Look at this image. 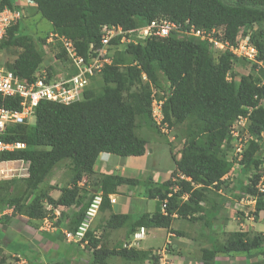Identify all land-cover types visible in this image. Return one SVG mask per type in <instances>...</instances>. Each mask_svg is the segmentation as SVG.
<instances>
[{
	"label": "trees",
	"instance_id": "trees-1",
	"mask_svg": "<svg viewBox=\"0 0 264 264\" xmlns=\"http://www.w3.org/2000/svg\"><path fill=\"white\" fill-rule=\"evenodd\" d=\"M5 1L10 3V0ZM28 1L36 3L37 10L51 22L54 32L73 39L82 55L90 43L95 47L101 45L100 26L104 23L119 24L124 30H129L164 16L180 24L182 29L199 28L232 45H236L238 36L255 24L264 27V0ZM21 27L20 24L10 27L1 47L9 54L17 52L15 60L9 64L20 76L31 78L45 54L42 43L33 42L28 34L19 35ZM250 41L257 48L256 60L263 63L262 76L254 74V68L259 64L253 62V72L240 74L237 83L232 78L235 75L232 71L234 64L240 63L239 57L228 48H215L206 37L201 39L172 31L167 37L148 36L134 43H125L120 49L111 47L114 49L111 62L101 70L103 87L95 92L86 87L81 100L67 104L40 100L34 110V122L15 125L13 132L4 136L7 140L24 142L25 147L5 152L0 157L21 159L28 161L29 165L27 177H15L0 183V207L11 205L14 213L41 218L42 198L53 205H81L74 229L82 221L93 195L92 190L79 194L77 181L83 175L93 173V164L99 153L123 157L146 153L151 139L138 136L135 129L140 121L147 125L155 124L151 117V89L155 86L162 92L157 95V99H162V122L169 127L175 123H186L188 138L179 152L180 157L172 156L175 164L173 174L180 172L191 181L169 178L158 186L153 181L144 190V197L157 199L158 205L153 213L142 211L134 218L128 213L112 214L107 225L129 226L127 232L131 233L141 226L169 228L176 216L191 221L202 220V227L211 232L223 200H211L206 190L210 186L218 188L221 177L232 165L220 149L222 141L228 139L229 125L238 115L246 114V107H251L249 133L260 138L264 132V106L260 103L264 101V41L255 33L250 35ZM112 43H119V37H113ZM64 53L61 48L55 57L62 58ZM50 63L48 70L52 76L55 72L51 70ZM142 74L146 80L142 79ZM0 104L18 107V103L9 98ZM263 151L264 139L261 143L253 139L249 141L239 161L240 172L234 183L236 191L257 197V212H264V192H258L254 186L260 174L251 175L250 171L256 170L262 162ZM62 160L72 163L71 186L63 187L61 195L53 199L40 187V183L52 175ZM97 179L98 186L93 189L102 191L100 207L111 204L108 194L113 193L118 185L130 186L142 181L114 173L99 174ZM21 180L25 183L24 190L22 194L15 195ZM174 185L178 189L173 190ZM183 193H188L186 199H182ZM240 193L235 197H240ZM162 199H166L165 213L160 211ZM176 232L182 233L180 230ZM210 232L206 235L201 231L199 235L208 239ZM85 237L92 247L93 264H107L106 260L113 255L124 258L126 263L143 262L145 257L141 256L143 251L136 248L121 245L97 247L98 240L89 231ZM209 242V248H202V264H220L215 263L217 254L249 253L254 249L260 251L262 260L247 264H264V232L246 237L238 231L224 241L212 237ZM154 259L156 261L157 256Z\"/></svg>",
	"mask_w": 264,
	"mask_h": 264
},
{
	"label": "rangeland",
	"instance_id": "rangeland-1",
	"mask_svg": "<svg viewBox=\"0 0 264 264\" xmlns=\"http://www.w3.org/2000/svg\"><path fill=\"white\" fill-rule=\"evenodd\" d=\"M20 3H23V2H20ZM22 9L24 12V16L21 21L22 22L21 24L23 25L21 28L23 29L21 30L22 32L19 35L28 34L29 38L33 42L35 43L40 42L44 44L45 39L48 36V34L51 31H53L51 29V26H52L51 23L46 18L41 17L36 11L35 6L33 5L23 3ZM261 32H264V27L261 24H255L252 29L248 30L249 35L255 33L256 35H259L260 39L264 41V34ZM238 41L240 40H237V42ZM124 46H125L124 44L117 45L119 49L123 48ZM214 47H216V45H214ZM42 49L45 54L44 58L46 59V61L44 59L45 62H42L40 64L39 69L47 65L49 62H51L50 63L52 64L51 70H53L55 73H58L59 75L65 74L66 72L59 70V67H60L59 65H61L63 62H61V60L55 57L56 53L60 52L61 50L60 43L57 42L55 44L53 43L45 44L44 47H42ZM16 54L17 52L9 54L8 52L3 50L1 59L3 62L11 63L16 58ZM214 57L215 59L217 58L216 53L214 54ZM252 68L253 67L251 63L248 61L247 63H241V62L235 63L233 66V71H232L235 73V75L232 76V78L237 83L239 75L253 72ZM262 70H263V63L259 64L258 66H256V68H254V72H255L254 74L257 76H262ZM100 75H101L100 73H96L91 79L90 83L88 84V88H91L92 90H94V92L98 88L103 87L104 83ZM151 90L156 97L158 94H161L160 89H158L155 86H152ZM261 104L264 106V101H261ZM153 121L155 122V124L150 123L149 125H147L144 121H140L139 126H136V129H135L138 136H146V137L149 136V138L151 139L149 140V142L151 143L150 145H147V148L148 150H150L151 148V152L150 153L146 152L144 154L145 159L141 158L139 160L140 162L139 161L133 162V165L135 168L141 169V170L143 168L147 171H143V173L139 175L140 177H142L141 178L142 181H140V184H137V186L131 185L128 187L130 191L136 190V188L138 190L144 191L147 187L150 186L149 184L152 183L153 181L155 182L156 186H158L160 185V183L164 182L165 180L169 178L171 180L172 178L176 180V176L173 174L174 169H173L172 156H176V157L180 156L179 152L188 138L186 123H175L171 127L169 126L166 127L163 124L157 123L155 120ZM29 122L30 124L33 123L34 122L33 118H30ZM260 139H261L260 140V143H261L263 141V137H261ZM225 152L228 158H233L234 156L233 150L230 148V145L227 146V150ZM114 156L123 157V156L116 155V154ZM263 156H264V152H263ZM112 161L110 159V162H109L110 170L112 167V170L117 173L121 172V170L123 171L122 169L123 165L122 166L121 164L117 165V162H112ZM59 164H60L58 165L59 168L58 169L55 168L57 173H59V177L57 179H53L52 176H48L42 183H40V187L46 190L47 194H49L51 190H53V192L56 193L60 186H64L65 183H70L69 181L73 173L72 163L69 160H62L60 161ZM115 164L116 166H114ZM126 165H127L126 172L128 173L130 172L129 170L131 167L128 164ZM17 167L19 168V166ZM55 170H53V173L55 172ZM233 170L234 169H232V171ZM18 172H22V170ZM131 172H132V169H131ZM232 174H234V172ZM90 175H87V174L83 175L85 177H82L81 181L87 180L88 177L90 178ZM91 179H92L91 182H94L96 177L91 176ZM231 179L232 177H230L228 180L226 179L223 181V187L220 193L218 192V189L216 187H210L209 189L206 190V194L211 200L217 201L220 198L223 200L222 202L223 207L220 208L221 213L219 212L218 216L213 222V227L214 228L217 227V229L214 230V228H212L213 230H211L210 232V230H208L207 227L201 228L203 230V233L205 232L206 235H208L210 232L208 239L206 237L200 236L199 235L200 233L197 230L199 226H202L201 225L203 222L202 220L191 221L188 218L179 217L171 226L172 228L168 230L175 231L177 229L180 231H184L183 234L182 233L175 234L174 237H167L168 233L167 232L164 233L163 231L162 232L157 231L153 235L152 234L147 235L146 233V236L143 239H141L140 241L138 240L139 243H141L142 245H152V246L156 245V247L147 248L146 250H143V252L141 253V256H147L148 253L150 254L152 251H155V252L158 251L159 257H160V254L162 253V251L160 252V250L164 249L166 252L169 253V255H167L169 264H173L172 258H178L183 255L186 257L188 256L189 258L191 257L193 259L200 257L201 248L209 247L210 246L209 240L212 237H217L219 241H224L232 233L238 232V231L243 232L246 237L252 236L258 232H264V221L263 219H261V214L258 215L257 217L253 216V218H249L248 215L251 212V209L249 210L251 206L250 204L243 206V209L245 212L236 210V207L233 206L237 202H236L235 195L230 192L231 184H232L230 181ZM24 186H25L24 181L23 180L19 181L14 191V194L15 195L22 194L24 190ZM95 187L97 186H94L93 188ZM95 193L96 192H94V195ZM123 194L128 196V192L126 191H123ZM94 195L91 196V200L94 198L93 197ZM120 199L122 198L120 197ZM127 200L128 202L130 201V199H127ZM132 200H134L133 197L131 198V201ZM42 202H47V201L46 199L42 198ZM235 206H240V205H235ZM246 211L247 212L250 211L248 215H246ZM72 227L73 226L71 225L70 229H72ZM196 235H198V237H195ZM3 236H4V232L0 228V242H1V239H3ZM168 240L170 242L169 245H168ZM129 241L130 239L128 238L119 240L116 246H120V245L123 246L124 243H128ZM173 244L175 245L173 246ZM167 245H168V249H167ZM5 258H6L5 255H1L0 264H6ZM261 258L262 256L258 252V249H254L249 253L234 252L231 255L217 254L216 261L219 262L220 264H239L247 260L254 261L257 259L259 260ZM111 259H112L111 261L112 264L126 263V260L118 255H113ZM201 261L202 260H200L199 262H193L191 264H201L202 263ZM138 264H142V263H138ZM156 264H160V263L157 262Z\"/></svg>",
	"mask_w": 264,
	"mask_h": 264
},
{
	"label": "crops",
	"instance_id": "crops-1",
	"mask_svg": "<svg viewBox=\"0 0 264 264\" xmlns=\"http://www.w3.org/2000/svg\"><path fill=\"white\" fill-rule=\"evenodd\" d=\"M149 152L151 151L149 150ZM141 158H144V155L119 157L107 152H101L93 164V173L90 175V178L88 177L87 180H80L77 182L79 194H82L86 190L93 189L92 187L94 186H98L97 176L102 173H114L121 176L138 178L143 171H147L143 168L142 170L137 169L133 165V162H137ZM110 159L111 161L113 159L112 162H117V165H123V171L121 170V172L117 173L112 170V167L110 170ZM126 164L131 167L128 173L126 172ZM114 166H116V164ZM58 168L57 166L56 169ZM91 176L96 177L94 182H91ZM58 177L59 173L55 170L52 178L57 179ZM69 184L71 183H65L64 186H60L56 193L51 190L49 195L53 199H57L61 195V189L65 186H69ZM128 187L129 185L127 184L118 185L112 193L116 198V202L114 204L108 203L103 207H99L96 216L93 218L90 224V233L93 238L98 240V247L113 248L118 244L119 240L131 239L132 233L138 229L136 228L133 232L128 233L129 226L111 227L107 225V220L112 214L128 213L129 216L134 218L142 211L151 214L156 210L158 204L156 199L146 198L144 197V191L138 190L137 188L136 190L130 191ZM123 191L128 192V196L124 195ZM120 197L122 199H120ZM132 197L134 200L131 201ZM127 199H130V201L128 202ZM41 206L43 210V216L41 218L27 217L19 213H14V211H7V213L0 217V228L4 232L3 239H1L0 242V256L5 255V260L8 262L11 255L20 254L27 259V264H93L91 246H85L82 243L67 240L63 233L65 230H70L71 225H75L76 216L81 205H53L49 202H42ZM44 220H48L56 228H42ZM176 220L177 218L172 220L170 228H172L171 226ZM144 227L147 235H153L157 231L167 232V237H174L175 234H178L176 232L177 229L175 232H171L164 227ZM201 228L202 226H199L197 229L199 233L203 231ZM183 232L184 231H182V234ZM195 237H198V235ZM174 245L175 244H173V246ZM152 247H156V245H142L138 243L134 246V248L139 250H146ZM106 261L107 264H112L111 257ZM172 261L173 264H191L193 262H199L197 258L193 259L184 255L178 258H172ZM128 263L132 264L133 262Z\"/></svg>",
	"mask_w": 264,
	"mask_h": 264
},
{
	"label": "clouds",
	"instance_id": "clouds-1",
	"mask_svg": "<svg viewBox=\"0 0 264 264\" xmlns=\"http://www.w3.org/2000/svg\"><path fill=\"white\" fill-rule=\"evenodd\" d=\"M5 1V0H4ZM3 0H0V21L1 22H6L5 23V25H4V29H3V33H2V37H1V39H0V62L3 64V65H5L9 70H12V71H14L17 75H18V77H20V78H22V79H28V80H30V79H32V77H36V76H38V75H41V74H46V79L49 81V80H60V79H69V78H71L72 76H75L76 74H78V68L73 64V62H72V60L71 59H69L68 57H67V51H66V48H65V46H64V40H66V39H69L70 41H71V43L73 44V46L75 47V50H76V53H77V55H80V56H82L84 59H87V53H88V51H89V49H90V45H92V47L94 48V49H99V48H103L104 49V54H103V56H101V58H100V60H99V63H101V65H100V67H99V69H94V72L92 73V74H85V78H86V83L83 85V87L78 91V96L76 97V98H74V99H72V100H70L69 102H72V101H75V100H81L82 98H83V93H84V91H85V88L86 87H88V84L90 83V81H91V79L93 78V76L96 74V73H100L101 74V70H102V68H103V66L105 65V64H107V63H110L111 62V55L113 54V50L114 49H110L111 47H117V45H123V44H125V43H128V42H136L138 39H143V38H146V37H148V36H157V37H167V36H169V34L172 32V31H175V32H178V33H180V34H191V35H194V36H198L199 38H201V39H204L205 37L209 40V41H211L214 45H216V47L215 48H218V49H220V50H223V49H225V48H228L233 54H235L236 56H238L239 57V60H240V62L241 63H247V61L248 62H250L251 64L253 63V62H257L258 64H261V61H257L256 60V56H257V48H256V46L250 41V35H249V33H248V30L246 31V33H244L243 35H240V36H238V38H240V39H238L237 38V40H240V41H238L237 42V44L236 45H232V44H230V43H228V42H223V41H220V40H217V39H215V36H213L211 33H205V30H201V29H199V28H193V27H190L189 28V30H185V29H182V27H180V24H177V23H175L174 21H171V20H169L167 17H164V16H162V17H156V18H154V19H152V20H150L148 23H146V24H143V25H139V26H137V27H134V28H131V29H129V30H124L119 24H108V23H104V24H102L101 26H100V43H101V45L99 46V47H95V46H93V44L92 43H90L89 44V46H88V48H87V50H86V52H85V55H82V54H80L78 51H77V48H76V46H75V43H74V41H73V39H71L70 37H68L67 35H65V34H59V33H57V32H54V31H51L49 34H48V36L46 37V39H45V42H44V44H42V47H44V45L45 44H51V43H53V44H55V43H60V45H61V48L64 50V57H62V58H57V59H59V60H61V62H63L61 65H59L60 67H59V70L60 71H63V72H66L65 74H63V75H59L58 73H53V75L51 76L49 73V70H48V64L47 65H45V66H43V67H41L40 69H39V67H40V65L38 66V68H36L35 69V71L32 73V76H31V78H25V77H22V76H20L18 73H17V71H16V69H15V67L14 66H12V65H10L9 63H7V62H3L2 61V59H1V55H2V52H3V50H2V47H1V45H2V43H3V41L7 38V35H8V30H9V28L10 27H12V26H14V25H16V24H20L21 26H23L21 23V21H22V19H23V16H24V12H23V9H22V5H23V3H25V4H30V5H33V6H35V8H36V3L35 2H33V1H28V0H10V3H8L7 1H5L4 2ZM20 2H23V3H20ZM36 11L38 12V14L41 16V14H40V12L37 10V8H36ZM41 17H43V16H41ZM44 18V17H43ZM156 22V25H158L160 22H162V21H169V22H171V23H173L174 24V27L173 28H171L170 30H169V32L166 34V35H159V34H157V33H155V31H156V29H157V26L156 27H154L153 29H152V31H149V27H150V25H151V22ZM187 21V20H186ZM50 22V21H49ZM51 23V22H50ZM52 25V24H51ZM51 29H52V26H51ZM109 29H111L112 30V33L110 34V37H109V40H108V43H107V45L106 46H103V43H102V36L103 35H105L106 34V31H108ZM147 30V31H146ZM213 31H215L214 29H213ZM113 37H119V43H117L116 45L114 44V43H112L111 44V40H112V38ZM247 45V46H249V47H251V48H254V55L253 56H247V55H242V54H237L236 52H234L232 49H235V48H237L238 46H240V45ZM213 45V46H214ZM109 49V50H108ZM43 50V49H42ZM94 55H96V53H94ZM45 59V58H44ZM15 60V59H14ZM13 60V61H14ZM45 61H46V59H45ZM44 60L42 61V62H45ZM41 62V63H42ZM12 63V62H11ZM40 63V64H41ZM101 76V75H100ZM228 76L230 77V74H228ZM101 79H102V77H101ZM142 79L143 80H146V76H145V74H142ZM104 83V82H103ZM68 84L69 85H73V83L70 81V82H68ZM161 92V91H160ZM162 93V92H161ZM151 96H152V101H151V112H152V116H153V119L157 122V123H159V124H163L164 126H166L167 127V125H166V123L165 122H162V117H161V119L159 120V121H157V119L154 117V115H153V108H154V102H155V104L156 103H158V102H161L160 103V113H161V116H162V112H161V105H162V99H157V97L154 95V93L153 92H151ZM40 100H50V101H55V102H59V103H64V104H67V103H69V102H60V101H57V100H51V99H40ZM39 100V101H40ZM39 101H38V103H39ZM38 103L36 104V106L38 105ZM261 103V102H260ZM262 105V104H261ZM17 106H18V104H17ZM36 106H34V110H35V108H36ZM19 107V106H18ZM17 107V108H18ZM10 108H12V107H10ZM247 108V112H246V114H240V115H238L237 116V118L229 125V132H228V139L226 140H223L222 141V143L220 144V149H221V151H223L224 153H225V158L228 160V161H230L231 163H232V165L230 166V169L221 177V182L219 183V187L217 188L218 189V192L220 193V191L222 190V187H223V181L224 180H228L230 177H232V179L230 180L231 181V193L232 194H236V193H240V192H238V191H236L235 189H234V183H235V179H236V177H237V175L239 174V172H240V167H241V162L239 163V161H241V158H242V156H243V153H244V151H245V149H246V147H247V145H248V143H249V141L251 140V139H253V140H255V141H260L259 139L261 138V137H263V139H264V132H262L261 134H260V138H258V137H255L254 135H252V134H250L249 133V131H248V125H249V123H250V118H249V115H250V113H251V110H252V108L251 107H246ZM34 110H33V116L31 117V118H33V120H34V118H35V113H34ZM30 120V119H29ZM29 120H28V122H25V123H23V124H30V122H29ZM240 129H242V130H240ZM232 130H234L235 131V133H233L232 132ZM13 131H12V127L10 128V133L9 134H11ZM237 133V134H236ZM9 134H7V135H9ZM6 136V135H5ZM3 138H4V136H3ZM4 140H7V139H4ZM8 141H18V140H8ZM19 142H21V141H19ZM227 142V143H226ZM24 143V142H23ZM25 144V143H24ZM228 145H230V148L233 150V158H228L227 157V154H226V150H227V146ZM25 147V146H24ZM23 147V148H24ZM22 148V149H23ZM224 149H225V151H224ZM18 150H21V149H18ZM16 151V150H15ZM150 151H151V148H150ZM12 152V151H11ZM146 152H149V150L147 149V151ZM264 152V151H263ZM101 153V152H100ZM99 153V154H100ZM108 153V152H107ZM150 153V152H149ZM111 154V153H110ZM180 154V153H179ZM263 154V153H262ZM115 155V154H114ZM144 155V154H143ZM139 156V155H138ZM98 157V156H97ZM126 157H128V156H126ZM176 157V156H175ZM180 156H178V157H176V158H179ZM173 159V158H172ZM11 160H17V159H11ZM19 160H21V159H19ZM24 161V160H23ZM25 162H27L28 163V165H29V162L28 161H25ZM60 163V162H59ZM59 163H57V166L58 165H60ZM57 166H55V168L57 167ZM55 168H54V170H55ZM173 169H175V164H174V161H173ZM232 169H234L233 171H232ZM254 170V171H253ZM174 171V170H173ZM232 171V172H231ZM234 172V174H232ZM251 175H253V174H255V173H259L260 174V179L258 180V182L254 185L255 186V188L258 190V192H264V182H263V176H264V157L262 158V162L259 164V166H258V168L255 170V169H252L251 171ZM52 175H53V172H52ZM51 175V176H52ZM175 176H176V180L179 178V179H185V180H188V181H191V179H190V177H188V176H185V175H183L182 173H180V172H177L176 171V174H174ZM28 176V168H27V175H22V176H17V178H24V177H27ZM16 176H13V177H10V178H8V179H11V178H15ZM83 177V176H82ZM141 178L142 177H138V179H140L141 180ZM8 179H4V180H8ZM82 179V178H81ZM3 180V181H4ZM172 180L173 181H176V180H174V178H172ZM2 181V182H3ZM80 181V180H79ZM78 182V181H77ZM248 181H246V183H247ZM71 183V182H70ZM192 184H194L193 182H191ZM69 186H71V184H69ZM68 186V187H69ZM78 186V185H77ZM131 186V185H130ZM135 186H137V184L135 185ZM194 186H198V185H195L194 184ZM79 187V186H78ZM210 187H212V186H210ZM209 187V188H210ZM93 188V187H92ZM176 189H178V186L177 185H174V187H173V190H176ZM89 190H92V194L94 195V192H96L95 193V195L93 196V197H95V196H101V200H102V191H101V189L99 190H97V189H89ZM96 190V191H95ZM241 195H240V197H235L236 198V204L235 205H240V206H235V205H233L234 207H236V210H239V211H242V212H245L244 211V209H243V206L244 205H247V204H250L251 206H250V208H249V210L251 209V212L250 211H246V215H248L249 214V212H250V214L248 215L249 216V218H253V216H258V215H260L261 214V219H263V211H260V212H257V210H256V201H257V197L255 196V195H252V194H248V193H240ZM109 195H111V196H113V197H115L114 195H112V193H110V194H108V200H109V202H110V198H109ZM168 195H170V193H168ZM187 196H188V193H183V195H182V199H186L187 198ZM94 199V198H93ZM92 199V200H93ZM151 199H156V198H151ZM92 200H91V202L89 203V205H88V207L90 206V204L92 203ZM101 200H100V202H99V204H98V206L96 207V213H95V215L91 218V222L93 221V218L96 216V214H97V211H98V209H99V207H100V203H101ZM115 202H116V198H115ZM114 202V203H115ZM156 202H157V199H156ZM111 204H114V203H112V202H110ZM158 203V202H157ZM165 204H166V199H162V200H160V211H161V213H165ZM158 205V204H157ZM6 206H9V207H11L12 208V210L11 211H13L14 210V207L13 206H11V205H4L3 207H0V208H4V207H6ZM88 207L86 208V210L88 209ZM221 207H223V203H222V206ZM230 208V207H229ZM86 210H85V213H84V216H85V214H86ZM221 210V209H220ZM220 210H219V212H220ZM219 212H218V214H219ZM5 214V213H4ZM218 214H217V216H218ZM3 215V214H2ZM1 215V216H2ZM239 215V214H238ZM0 216V217H1ZM84 216H83V218H84ZM223 217V216H222ZM83 218H82V220H83ZM174 218H178V217H176V216H174ZM238 219V218H237ZM199 220V219H198ZM45 221V220H44ZM44 221H43V224H44ZM263 221H264V219H263ZM91 222H90V224H91ZM42 224V225H43ZM90 224H89V226H88V229H87V231H89L90 232ZM141 228H143V232H142V234L139 236V237H135V233H138V232H140V230H141ZM167 229H170V227L169 228H167ZM217 229V228H216ZM73 229H70V230H65V231H72ZM64 231V232H65ZM86 231V232H87ZM173 230H171V232H172ZM63 232V233H64ZM86 232H85V235H86ZM175 232V231H174ZM145 233H146V231H145V227L144 226H141V227H139L135 232H133L132 233V238L130 239V241L128 242V243H124L123 244V246L122 247H127V248H134V246H135V244H138L139 243V241L141 240V239H143L144 238V236H145ZM261 233H263V232H261ZM65 236V235H64ZM92 236V235H91ZM253 236V235H252ZM84 239H86V243H82L83 245H85V246H89V243H88V238L87 237H85L84 236ZM139 240V241H138ZM167 241V240H166ZM80 243V242H79ZM169 240H168V245H169ZM168 245H167V249H168ZM98 247V246H97ZM210 247V246H209ZM209 247H206V248H209ZM92 248V247H91ZM202 248H205V247H202ZM202 248H201V255H202ZM137 250H139V249H137ZM170 250V249H169ZM139 251H143V250H139ZM162 251V253L160 254V257H159V252L157 251V252H155V251H152L150 254L148 253V255L147 256H145L144 258H143V262H131L132 264H138V263H142V264H153V263H160V264H169V261H168V257H167V255L169 254L168 252H166L164 249L163 250H160V252ZM163 251H165V252H163ZM258 252L260 253V251L258 250ZM156 253H158V254H156ZM167 253V254H166ZM234 253V252H233ZM241 253V252H240ZM232 254V253H231ZM230 254V255H231ZM261 254V253H260ZM22 256V255H21ZM154 256H157V259H156V261H155V259H154ZM261 256H262V254H261ZM24 257V256H23ZM112 257V256H111ZM11 258H12V255H11V257H10V259H9V261L8 262H10V260H11ZM200 260H202L201 259V256L200 257H198L197 258V261H200ZM258 260V259H257ZM257 260H254V261H257ZM262 260V258L261 259H259L258 261H261ZM243 261V260H242ZM253 260H247V261H244V262H241V263H239V264H247V263H249V262H252ZM8 262H6V263H8ZM202 262V261H201ZM215 263H219V262H217L216 261V258H215ZM202 264V263H201Z\"/></svg>",
	"mask_w": 264,
	"mask_h": 264
},
{
	"label": "built area",
	"instance_id": "built-area-1",
	"mask_svg": "<svg viewBox=\"0 0 264 264\" xmlns=\"http://www.w3.org/2000/svg\"><path fill=\"white\" fill-rule=\"evenodd\" d=\"M6 22L0 21V39L2 37L4 25ZM157 26L155 33L159 35H166L174 24L169 21H162L158 25L156 22H151L149 31H152ZM147 31V30H146ZM112 30L106 31V34L102 36L103 46H106ZM64 46L67 51V57L72 60L73 64L78 68V74L72 76L69 79L60 80H47L46 74H41L32 79H22L18 75L9 70L5 65L0 62V101L5 98L14 99L18 103V108L6 107L0 104V154L5 152H11L18 149H22L25 144L19 141L4 140L3 136L10 133V128L28 122L33 116L34 106L40 99H51L60 102H69L76 98L78 91L86 83L85 74H92L94 69H99L101 63L99 60L104 54V49H94L90 45V49L87 53V59L77 55L75 47L69 39L64 40ZM237 54L253 56L254 48L247 45H240L235 49H232ZM96 53V55H94ZM72 82L73 85H69L68 82ZM160 103L155 104L153 108V115L159 121L161 119ZM159 118V119H158ZM235 133L234 130H232ZM237 134V133H236ZM19 166V168L17 167ZM28 163L23 160H11L0 157V183L4 179H8L13 176L27 175ZM22 170V172H18ZM110 202H115V197L109 195ZM101 200V196H95L92 203L86 210V214L83 220L72 230L65 231L64 235L67 240L86 243L84 239L85 232L91 222V218L96 213V207ZM12 208L6 206L0 208V216L7 211H11ZM55 226L48 220L44 221L42 228L52 229ZM56 228V227H55ZM54 228V229H55ZM143 232L141 228L140 232L135 233V237H139ZM6 264H27V259L20 254H13L10 262Z\"/></svg>",
	"mask_w": 264,
	"mask_h": 264
}]
</instances>
